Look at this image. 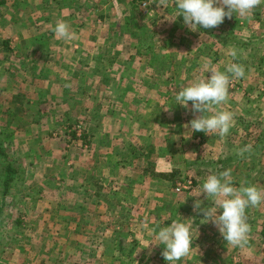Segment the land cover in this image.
Listing matches in <instances>:
<instances>
[{"label":"rangeland","instance_id":"1","mask_svg":"<svg viewBox=\"0 0 264 264\" xmlns=\"http://www.w3.org/2000/svg\"><path fill=\"white\" fill-rule=\"evenodd\" d=\"M6 1L0 0V264H167L162 256L163 245L151 246L153 243H158L154 239V232L151 237L152 242L145 235H140V230L137 229L139 225L136 224L137 221L135 222L136 217L130 213L133 208L129 211L130 207L125 203L129 200L118 205L115 198H108L109 205L106 213L100 212L99 214H87V200L84 203L81 202L82 200H77V205L83 203L82 207L74 206L76 205L74 192L78 190L74 184V163L77 164L84 177L96 179L102 177L107 171L101 165L92 164V161L96 163V155L95 157L90 156L88 160L87 155L94 152L92 134L88 132L96 129L92 124L95 123L97 127L102 124L107 125L108 119L99 116L104 112L99 97L87 100L85 95H81L86 91L81 93L82 90H79L80 95L78 92L75 99L74 96H67L68 104L53 99L46 92L44 95L32 92V88L40 87L37 84L39 82L35 80V84L25 80V65L27 68L32 67L29 61L34 57L38 58L40 51L38 50L36 54L32 55L26 54L29 51L25 50H29L31 47L34 49L44 46L55 47L62 42L54 31L56 24L34 23L32 20L25 21L24 19L23 21L7 20L8 14L17 17V13L22 10L20 8L23 5L8 6ZM34 1H36V6H34L36 9L38 4L44 2V0ZM53 1H56L60 6V20L66 22L73 32L74 7L79 10V13L84 12L81 9L86 11V20L80 25L82 29L87 28L86 30L93 28L94 24L96 25L94 17L101 14L107 17L105 22L108 21L110 24L119 21L118 10L126 9L127 30H136L139 35L144 34L146 37L151 34L152 45L157 41L160 43L158 46L162 45L166 50H173L174 65L172 64L171 67H175L172 70L173 76H171L176 78L174 82L176 86L173 87V84L171 87L175 95L183 86V79L193 80L197 76L210 75V73L201 72V65L205 61L210 60L219 70L224 71L227 63L230 64L237 59L246 60L247 53H251L249 50H260V47H264L263 31L261 30L264 26V22L261 20L264 11L260 8L257 10L255 8V13H252V17L258 20L256 23L257 28H260L259 34L254 38H249L247 35L243 36V31L238 29L242 25H236L233 18H229V20L233 19L232 21L225 18L223 23L217 27L200 28L195 32L190 31L184 25L183 18L180 23L178 18L175 21H169L168 19L172 18L175 13H170V11L168 13L167 6L169 4L175 6L174 0H170L168 5H165V0H126L124 2L112 0L116 4L111 7L109 6L111 0H93V7H96V3H103L104 7L101 12L100 10L97 12L90 10L92 4L88 0L82 3L74 0ZM133 1L136 6L132 5ZM262 7L264 9V6ZM90 17L91 19L88 20ZM64 19L68 20L64 21ZM105 22L102 23V27L110 31L105 27ZM110 28L113 31L118 30L116 25L110 26ZM225 28L226 30H224ZM230 30L242 35L237 36L239 40H233L235 43L239 41L237 47L232 43L230 36L227 39L228 35H226L227 41L225 42L218 37L221 31L229 34L227 31ZM42 32L47 33V36L50 33L52 35L46 40L29 39L31 34ZM155 33L161 34V37L169 36L164 41V38L161 40ZM56 36L58 38L55 39ZM126 39L130 41L132 36H128ZM168 41L170 44L167 43ZM68 42L71 44V40ZM221 45L224 46H222L224 49L222 59L219 56ZM162 46L155 50L157 53L151 60L150 57L142 58V60L152 63L149 67L145 63L146 66L142 73L144 78L153 73L152 78H146L150 83L166 79L162 78V76H166L163 75V71L158 70V72L155 69V62L161 61L160 53L162 52L160 49ZM232 48L238 50V56L235 59L229 55ZM188 51L191 52L188 53ZM216 56L220 57L219 60L221 59L219 63L216 61ZM41 57L38 59L40 60ZM146 69H148L147 72ZM28 70L30 71L31 68ZM83 76L85 77V75ZM236 79L230 80L229 88L231 85L234 87L239 83ZM77 87L80 89L85 85L79 86L76 83L75 86L69 85V88L73 90ZM165 89L164 86L162 90L165 92ZM174 103L164 104L163 108L159 106L155 114L153 113V117L144 114L138 120L143 122L146 127L152 124L154 118L160 117L162 120L166 117V111H172L171 118L178 117V112L181 114L184 112L182 111L183 107ZM189 104L191 108V102ZM80 106L81 110L96 106L97 114L93 117H82L85 116L83 114L80 119L74 115L76 112L74 107L78 109ZM188 114H192L193 117L197 116L193 111ZM128 128L129 125L127 127L128 135H123L124 140L130 137ZM144 130L146 129L144 128ZM136 155L139 157L138 152ZM143 160L146 161L140 157L137 162L141 163ZM222 161L225 163L209 161L205 163L204 167L193 166L194 163L190 161V168L186 169L185 179L180 180L182 175H179L175 190L180 195L187 192L191 194V197H194V199H189L193 203L191 204L192 208L189 207L192 209L190 212L196 208V202L193 200L203 201L199 196L192 194H196L197 190L201 191L205 178L209 174L229 169L230 162L227 161V158ZM261 162L263 163L252 164L254 175L257 173L259 178L256 181L251 178L249 182L254 181L255 186L264 189V179L261 177L262 175L264 177V161ZM8 163L16 170L15 173L8 171ZM243 164L239 168L243 169V172L236 171L232 175L234 185L237 187L241 184L240 177L244 180L247 174L244 171L246 161ZM83 165L85 167H81ZM89 165H91V170H86ZM131 169V167H124L120 171L119 169L111 170L110 177L118 173V179H121L120 177L129 178L128 175L133 171ZM195 177L200 181L197 184ZM238 178L239 181H236ZM249 182L247 185H250ZM99 185L100 188L97 190L100 192L112 187H107L108 184L106 186ZM132 185L128 182L125 186L120 187L123 198L128 192L133 191L130 190ZM182 199L176 197L179 204H182ZM130 200L134 202L133 198ZM210 203L208 201L207 206L202 203L201 207H208ZM263 207L264 202L254 207L256 209L254 217L257 221L255 224H252V221L248 222L251 232L248 245L244 248L228 245L220 235L218 228L213 223H206L202 220L203 216L198 213V209H195V212L192 213L193 218L195 217L192 223L197 228L195 232L200 233L201 238H204L197 247L198 251L201 250L199 254L201 260L196 258L198 254L192 251L190 253L192 262L186 259V261H180L179 264H264V230L261 227L264 216L259 214ZM86 223L90 226L85 225ZM143 236L146 238L142 239ZM131 239L135 240V245H130Z\"/></svg>","mask_w":264,"mask_h":264},{"label":"crops","instance_id":"2","mask_svg":"<svg viewBox=\"0 0 264 264\" xmlns=\"http://www.w3.org/2000/svg\"><path fill=\"white\" fill-rule=\"evenodd\" d=\"M74 1L82 3L86 0ZM121 1L124 2L126 0ZM59 2L61 3V1ZM88 2L92 4L93 0H88ZM6 3L8 6L14 7L23 5L20 8L22 10L17 13V17L15 15H7V20L9 21H23L24 19L25 21L32 20L34 23L48 22L50 24H56L61 21L60 6L53 0H44V2L38 4L37 9L34 7L36 6V1L34 0H7ZM167 3H170V0H165V5H168ZM114 4H116L115 1L111 0L109 6L111 7ZM93 6L94 4L90 6V10L103 11V3H96V7ZM262 6L261 4L258 5L256 10L260 8L264 11ZM167 8H169L168 13L169 11L170 13H175V6L169 4ZM81 10L84 12L79 13V10L74 7L75 38L71 40V44L67 43V40L60 38L62 44L55 47L44 46L39 47V49H34V47L29 50L26 49L25 51H29L26 54L30 53L32 55L39 50L38 58L43 57L40 60L36 57L31 58L29 62L32 67L27 68L25 65L26 71H24L25 80L27 79L30 83L35 84V80L39 82L37 83L40 86L38 89H31L33 93L44 95L46 92L53 99L60 100V102L63 101V104H68L66 97L74 96L75 99L79 90H82L81 93L86 91V93L81 95H85L87 100L98 99L99 97V101L104 107L103 114L99 116L108 119L107 125L102 124L97 127L95 123L92 124L96 129L88 132L92 134L94 152L92 151L93 153L86 155L87 160L90 156L93 155L95 157L96 155V163L92 161V164L101 165L107 171L102 177L96 179L84 177L81 175L77 164L74 163V184L78 189L74 192V199H76V205L74 206L82 207L84 201L86 202L87 200V214H99L100 212L106 213L109 205L108 198H115L118 205L124 203L125 200H129L125 203L130 207L129 211L133 208L130 213H133V216L136 217L135 222L137 221L136 224L139 225L137 229L140 230V235H145L152 242L153 229L166 226L177 219L186 223L194 221L195 217L193 218L194 215L192 213L197 208H193V212H190L192 209H189L191 204H193L189 199H194V197H191V194L187 192H183V195H180L175 190L179 175H182L180 180L185 179V172L187 168H190V161L194 163L193 166L204 167L206 166L205 163L209 161L221 163L224 162L222 160L227 158V161L230 162L228 168L232 169V175L236 171L243 172V169L240 170L239 168L246 161L247 164L244 171L247 174L244 180L240 177V182L248 184L247 182L251 178L254 181L259 178L256 175L257 173L254 175L252 164L263 163L261 161H264V47H260V50H249L251 53H247L248 58L246 60L237 59L232 61L244 66L245 76L237 78L239 83L235 84L234 87L231 85L227 102L220 106L223 110L234 114L233 126L224 137L213 133L194 132L190 129L189 122L195 118L192 114H188L192 111L190 104L187 109L182 108V111H184L182 114L178 112V117L173 116L171 118L172 111H166L167 116L162 120L160 117L154 118L152 124L144 127V123L138 119L144 114L153 117L159 106L163 108L164 104H172L175 101V94L171 87L173 84V87L176 86L174 83L176 78L172 77V70H174L175 66L171 67L172 64L174 65L173 50H166L160 45L162 46L160 49L162 53L159 52L161 61L155 62V69H157L156 71H163V75L166 76H162V78L166 79L150 83L147 79L152 78L153 73H150L145 78L142 73L143 68L146 66L145 63L148 67L152 63L148 62V60L144 61L142 58L150 57L149 59L151 60L157 53L155 50L160 47L158 46L160 43L156 41L152 45L151 34L146 37L144 34L139 35L136 30H127L126 21L128 17L126 9L118 10V22L109 24L107 21L106 23L105 18L107 17L101 14L94 17L96 25L94 24V27L88 30H86L87 28L82 29L80 26L86 20V11L84 9ZM177 18L180 23L182 17ZM231 18L234 19L233 22L236 25H242L238 29L243 31V36L247 35L249 38H254L259 34L260 28H257V19L255 20L253 17L246 19L237 15H233ZM67 20L64 19V21ZM261 20L264 22V16L262 15ZM103 22H105V27L109 28L110 31L102 27ZM113 25L118 26V30H111L110 26L112 27ZM261 30L264 37V26ZM227 32L229 34L221 31L218 37L225 42L230 36L232 43L237 47L239 41L235 43L233 40H237V36L242 35L231 30ZM51 35L52 33L47 36L45 32L33 33L29 39L36 40L39 38L40 40H46ZM160 35L156 34L161 40L164 38V41L169 36L161 37ZM226 35H228L227 39L225 38ZM128 36H132L134 40L128 41L126 39ZM142 36L144 37L142 38ZM56 38L58 37L56 36ZM167 43L170 44L169 41ZM222 46L219 53L221 59L224 55ZM190 52L188 51V53ZM219 58H216L218 63L221 61ZM30 68L31 70L29 71L28 69ZM148 69H146V72ZM84 78L87 79L84 80ZM191 81V79H183V86L188 85ZM75 83L79 86L85 85V87L80 89L77 87L74 90L69 88V85L75 86ZM164 86L166 87L165 92L162 90ZM220 108H214V111L220 110ZM70 109L72 110L71 107ZM74 110L76 111L74 115L80 119L83 114L85 116L82 117H93L98 111L96 106L82 110L81 106L78 109L74 107ZM196 115H201V113L197 112ZM128 125L130 137L124 140L123 135H128ZM246 145L252 146L251 151L242 152ZM142 151L145 152L143 153ZM137 152L139 157L136 155ZM140 157L146 159V161L143 160L138 163L137 159ZM90 166L86 170H91ZM124 167L133 169L132 172L128 171L131 173L128 175L129 178L120 177L121 179H118V173L110 177L111 170L119 169L120 171ZM77 172L79 174H76ZM197 172L199 173V171ZM153 173H165L171 175L173 179L160 178L154 176ZM261 177L264 179L263 175ZM236 181H239V178ZM128 182L133 184L132 188H130L133 191L128 192L126 197L123 198L120 187L125 186ZM198 182L200 181L195 177V183L197 184ZM253 182H249V184L254 185ZM99 184L105 186L108 184L107 187H112L100 192L97 190L100 188ZM199 192L200 190H197L196 194L192 195H198ZM176 197L183 198L182 204L178 203ZM199 197L203 199L202 203L207 206L208 201L205 199L204 194L199 195ZM130 198H133L134 202ZM77 200H82L81 202L83 203L77 205ZM193 201L196 202V200ZM99 207L100 209H97ZM255 210L254 207H249L246 210L248 222L252 221V224L257 221L254 217ZM259 214L264 216V207L263 210L259 211ZM85 225L90 226L88 223ZM140 226L142 227L141 229ZM261 227L264 230V220L261 221ZM147 229L150 231H146ZM192 235L191 253L192 251L196 252L198 254L196 258L201 260L199 255L201 250L198 251L199 248L197 249V247L204 238L202 239V235L196 233L195 230ZM146 237L143 236L142 239ZM130 241V245H135V240L131 239ZM151 246L154 247V243ZM157 246L155 245V247ZM190 257L189 255L181 261H186L187 259V261L192 262Z\"/></svg>","mask_w":264,"mask_h":264},{"label":"clouds","instance_id":"3","mask_svg":"<svg viewBox=\"0 0 264 264\" xmlns=\"http://www.w3.org/2000/svg\"><path fill=\"white\" fill-rule=\"evenodd\" d=\"M262 3L264 0H174L175 14L168 20L175 21L177 17H182L184 25L195 32L200 28L217 27L226 17L231 18L233 15L251 19L253 10ZM54 31L64 40L75 38V33L66 22L58 21ZM229 55L235 59L238 50L232 48ZM201 72L210 75L197 76L188 85L182 86L175 95L174 104L187 109L191 102V110L201 113L189 122V128L194 132L224 137L233 126L234 114L220 106L228 100L230 80L243 78L245 68L240 63L232 62L221 71L207 60L201 65ZM214 108L220 110L214 111ZM251 149V145H246L242 152ZM201 194L211 202L208 207H201L202 201L196 200V208L203 216L202 220L213 223L228 245L235 248L247 246L251 228L246 210L264 202V189L243 182L235 186L232 169L229 168L209 174L197 196ZM194 230L197 228L193 227V223L179 219L153 229L154 239L158 242L154 245H163L162 256L167 264H179L190 255Z\"/></svg>","mask_w":264,"mask_h":264},{"label":"trees","instance_id":"4","mask_svg":"<svg viewBox=\"0 0 264 264\" xmlns=\"http://www.w3.org/2000/svg\"><path fill=\"white\" fill-rule=\"evenodd\" d=\"M134 3H135V1H133L132 4L136 6V4H134ZM7 169L11 173H15L16 172V170L10 165V163H8ZM153 174H154V176H158L160 178H165V179H170V180L173 179L171 175H167L165 173H153ZM6 184H8V182H6Z\"/></svg>","mask_w":264,"mask_h":264}]
</instances>
